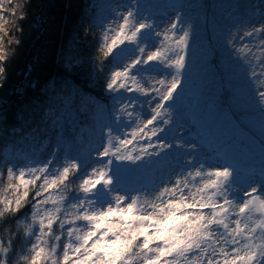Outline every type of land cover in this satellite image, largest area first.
Listing matches in <instances>:
<instances>
[{"label":"snow or ice","instance_id":"6c2138e0","mask_svg":"<svg viewBox=\"0 0 264 264\" xmlns=\"http://www.w3.org/2000/svg\"><path fill=\"white\" fill-rule=\"evenodd\" d=\"M21 7L0 0L3 37L10 35L4 13L16 17ZM120 7L125 10L113 9L98 41L99 71L108 61L105 90L115 101L102 150L90 170L55 151L44 160L28 157L22 166L8 163L6 176L0 167V222L30 205L15 221L17 232L6 227L7 242L0 237V264H10L21 228L23 246L11 264H264V163L242 168L229 157L225 139L214 150L224 162L213 166L207 156L196 159L198 145L162 138L188 70L191 23L177 11L158 24L143 16L138 0ZM221 43L244 77L237 102L255 111L264 132V19L228 28ZM173 147L185 157L177 155L149 184L129 187L126 165H151Z\"/></svg>","mask_w":264,"mask_h":264},{"label":"rangeland","instance_id":"374dc122","mask_svg":"<svg viewBox=\"0 0 264 264\" xmlns=\"http://www.w3.org/2000/svg\"><path fill=\"white\" fill-rule=\"evenodd\" d=\"M95 1L97 11L95 22L100 31L114 18L113 9L124 11L125 9L120 6L129 5L132 2V0ZM138 3L143 16L150 17L158 24L170 22L179 11L182 17L192 25L187 52L188 70L181 78L170 130L163 134L162 138L173 144L179 141L198 145L200 154L196 155V159L204 160L207 156L206 163L213 166L223 164V157L216 155L214 150L227 139L229 141L227 152L235 163L245 169L250 167L258 169L259 165L264 163V145L260 143L264 140V132L261 130L258 115L254 117L253 113H250L243 120L240 114L231 110L217 113L210 107L206 111L209 120L204 123L196 120L197 117L193 112L196 109L194 98L198 97L199 93L197 88V83L201 80L199 77L204 75L206 78L211 75L210 64L216 63L218 55L222 54L227 61H230L229 52L221 43L222 33L238 25L256 24L258 26L264 19L261 17V13L264 12V0H138ZM4 15L9 20V24L5 26L8 29L15 19L8 13ZM0 37H3L2 32ZM230 62V66L235 69L233 62ZM110 70L109 67L106 76ZM238 74L244 85L243 75L239 72ZM18 92L21 91L18 90ZM99 94L106 99V102L90 99L89 103L82 102L78 106L74 103L73 98L76 95L73 93L57 94L50 102H46L42 126H38V129H29L21 135V138L20 136L17 140L15 138L1 150L0 167L3 168L5 176L8 163L22 166L27 162L28 157L44 160L54 151L58 153L61 160L65 155H69L79 159L82 165L90 170L95 163L96 153L102 150L103 134L107 132L106 125L111 124L114 119L112 112L115 101L112 95L105 90V86ZM207 100L210 98L207 97ZM145 114L150 115V112L146 111ZM237 115L240 119L236 118ZM245 122L256 128L258 132L261 131L262 137L247 130L244 127H247ZM171 129H178V131L173 132ZM89 155L92 157L91 160ZM177 155L183 159L184 150L173 147L169 150L167 158L162 153L160 158L148 166L138 168L136 165L128 164L131 170L126 175L129 187L138 188L149 184L161 170L168 171L169 164L176 163ZM73 179L75 180V177ZM26 212H30V205L22 209L21 216ZM22 233L23 228L18 234L20 237L18 250L23 246ZM17 252L12 253L13 258H9L10 263L16 259Z\"/></svg>","mask_w":264,"mask_h":264},{"label":"trees","instance_id":"16d2710c","mask_svg":"<svg viewBox=\"0 0 264 264\" xmlns=\"http://www.w3.org/2000/svg\"><path fill=\"white\" fill-rule=\"evenodd\" d=\"M16 3L22 7L17 9L16 17L13 18L15 20L8 28L10 35L3 37L7 60L4 64L6 79L0 86V157L4 146L15 138L17 140L19 136L21 138L29 129L42 126L46 102H50L57 94L73 93L76 95L73 98L74 103L78 106L82 102L89 103L90 99L106 102L99 92H102L105 86L106 72L110 67L109 62L105 61V71H99L98 62L102 56L98 52V41L101 31L95 22V0H14V4ZM21 14L25 15L24 20H18ZM43 22H46L45 30ZM18 28L22 31H17ZM40 34L42 41L32 52L33 57L28 63L29 69L23 87L19 90L22 96L20 102L15 104L9 97L20 85L24 61L33 41ZM10 39L11 45L8 43ZM230 63L220 54L216 63L210 64L211 75L206 78L204 75L199 77V93L198 97L194 98L196 109L193 112L196 120L207 123L209 119L206 111L210 107L217 113L231 110L240 114L243 120L250 113H253L254 117L257 115L251 108L242 107L237 102L242 97L245 86L240 74ZM207 97L210 100H207ZM246 125L248 128L244 127L247 130L262 137L261 131L258 132L248 123ZM20 216L21 213L15 217L9 215L0 222V237L4 238L5 243V228L17 232L15 221ZM19 243L18 235L13 241V254L18 251ZM12 253L10 258H13Z\"/></svg>","mask_w":264,"mask_h":264},{"label":"water","instance_id":"95a60500","mask_svg":"<svg viewBox=\"0 0 264 264\" xmlns=\"http://www.w3.org/2000/svg\"><path fill=\"white\" fill-rule=\"evenodd\" d=\"M43 23H44V30H45L46 22H43ZM41 41H42V34H40V36L37 39H35V41H33L32 47L29 51V54H27L28 57L24 61V69H23V73H22L21 78H20V85L14 89L13 94L9 97L11 102H13L15 104H18L20 102V96L22 95V93L18 92V90L22 89V87H23V81H24L25 75L27 74L28 69H29L28 63L33 57L32 52L35 51L40 46ZM126 167L128 168V165H126ZM128 174H129V172L127 173V175Z\"/></svg>","mask_w":264,"mask_h":264}]
</instances>
